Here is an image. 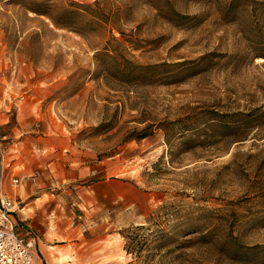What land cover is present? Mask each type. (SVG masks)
Here are the masks:
<instances>
[{
    "label": "rangeland",
    "instance_id": "rangeland-1",
    "mask_svg": "<svg viewBox=\"0 0 264 264\" xmlns=\"http://www.w3.org/2000/svg\"><path fill=\"white\" fill-rule=\"evenodd\" d=\"M18 106L147 195L137 224L97 215L96 264H264V0H0V113ZM30 135L8 159L33 163Z\"/></svg>",
    "mask_w": 264,
    "mask_h": 264
},
{
    "label": "crops",
    "instance_id": "crops-1",
    "mask_svg": "<svg viewBox=\"0 0 264 264\" xmlns=\"http://www.w3.org/2000/svg\"><path fill=\"white\" fill-rule=\"evenodd\" d=\"M28 115L24 106L17 107L15 118L0 113V135L6 136L2 129L9 127L18 136L4 145L5 178L3 174L0 180L1 194L19 203L10 215L18 231L33 239L38 264H96L91 229L98 224L97 215L106 228L117 204L124 225L137 224L147 213V195L122 179H96L91 154L76 145L63 124L50 116L40 125L44 130H38L35 115ZM30 132L36 133L32 140L40 151L33 163L20 151L8 159L7 151L24 147Z\"/></svg>",
    "mask_w": 264,
    "mask_h": 264
},
{
    "label": "built area",
    "instance_id": "built-area-1",
    "mask_svg": "<svg viewBox=\"0 0 264 264\" xmlns=\"http://www.w3.org/2000/svg\"><path fill=\"white\" fill-rule=\"evenodd\" d=\"M5 138V135L0 136L1 178L6 168V150L2 142ZM18 204L17 199L0 193V264H38L33 239L18 231L10 215Z\"/></svg>",
    "mask_w": 264,
    "mask_h": 264
},
{
    "label": "trees",
    "instance_id": "trees-1",
    "mask_svg": "<svg viewBox=\"0 0 264 264\" xmlns=\"http://www.w3.org/2000/svg\"><path fill=\"white\" fill-rule=\"evenodd\" d=\"M74 6H75L76 8H80V10H81V9H82V10H85V8H84L83 6L81 7V5L78 4V3H76ZM32 11H34V12H36V13H38V14H44V15H47V16L53 21V23H54L55 25L63 24V23H61V21H59L58 18H55L53 15H51V14H50L48 11H46V10L40 11V10H38V9L33 8ZM72 11H73V10H72ZM72 11H70V10H65V13H70V12H72ZM74 12L76 13V11H74ZM77 13L79 14V12H77ZM91 14H92V13H91ZM92 16L95 17V19H96L97 21L100 20V17H99L98 15H95V14L93 15V14H92ZM97 55L108 56V57H114V55H113V54H110L109 52H103V53H101V54H97ZM126 68H127V67H126ZM137 69H138L137 67L130 65V66L125 70L124 74H125L126 77H128V76L134 74V72H136L135 70H137ZM145 136H147V133H146V132H142V133H140V134L138 135V137H136V138H143V137H145Z\"/></svg>",
    "mask_w": 264,
    "mask_h": 264
}]
</instances>
